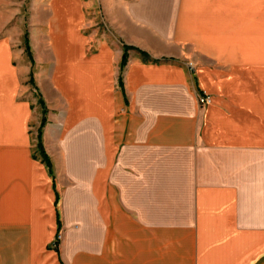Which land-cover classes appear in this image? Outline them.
Returning <instances> with one entry per match:
<instances>
[{"label":"crops","instance_id":"obj_1","mask_svg":"<svg viewBox=\"0 0 264 264\" xmlns=\"http://www.w3.org/2000/svg\"><path fill=\"white\" fill-rule=\"evenodd\" d=\"M51 4L33 61L0 24V264H264V0Z\"/></svg>","mask_w":264,"mask_h":264},{"label":"rangeland","instance_id":"obj_2","mask_svg":"<svg viewBox=\"0 0 264 264\" xmlns=\"http://www.w3.org/2000/svg\"><path fill=\"white\" fill-rule=\"evenodd\" d=\"M51 1L52 0H0V19L2 20L0 24L3 26V33L13 39L14 45L23 47L31 61H33L32 47L34 40L38 42L43 40L41 36L44 34L47 24L49 23V15L53 13ZM30 82H33V78H31ZM36 98L38 108L42 111L41 122L37 129L38 153L42 156V152L39 148V132L42 126L44 110H46L47 117L48 109L42 96H40L38 92H36ZM45 126L46 124L43 126L42 131H44Z\"/></svg>","mask_w":264,"mask_h":264},{"label":"trees","instance_id":"obj_3","mask_svg":"<svg viewBox=\"0 0 264 264\" xmlns=\"http://www.w3.org/2000/svg\"><path fill=\"white\" fill-rule=\"evenodd\" d=\"M130 48H134V47H131V46H126L125 48V52H124V55H123V59H122V67L125 66V64L127 63V60H128V50ZM29 49V47H28ZM144 53V52H143ZM145 54V53H144ZM122 81V79H121ZM47 123V117H46V110H44V116H43V119H42V126L40 128V132H39V148L42 152V156H43V160L44 162L48 165V167L51 169V160H50V157L48 156V154L46 153L45 151V148H44V145H43V141H42V129H43V126Z\"/></svg>","mask_w":264,"mask_h":264},{"label":"built area","instance_id":"obj_4","mask_svg":"<svg viewBox=\"0 0 264 264\" xmlns=\"http://www.w3.org/2000/svg\"><path fill=\"white\" fill-rule=\"evenodd\" d=\"M212 100V96L207 93V92H203L201 94L198 95V104L203 107V106H206L208 105ZM61 238V234L58 235V240Z\"/></svg>","mask_w":264,"mask_h":264}]
</instances>
